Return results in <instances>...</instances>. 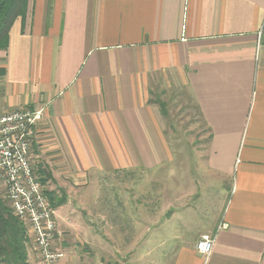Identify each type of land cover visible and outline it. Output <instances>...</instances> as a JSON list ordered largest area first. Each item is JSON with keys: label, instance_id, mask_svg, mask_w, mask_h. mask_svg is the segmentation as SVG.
I'll return each instance as SVG.
<instances>
[{"label": "crops", "instance_id": "crops-1", "mask_svg": "<svg viewBox=\"0 0 264 264\" xmlns=\"http://www.w3.org/2000/svg\"><path fill=\"white\" fill-rule=\"evenodd\" d=\"M263 28L264 0H28L0 51V115L42 111L36 168L70 191L169 161L150 86L182 87L210 132L218 193L171 209L170 264H264ZM220 222L204 259L195 244ZM65 254L55 264H82Z\"/></svg>", "mask_w": 264, "mask_h": 264}, {"label": "rangeland", "instance_id": "rangeland-1", "mask_svg": "<svg viewBox=\"0 0 264 264\" xmlns=\"http://www.w3.org/2000/svg\"><path fill=\"white\" fill-rule=\"evenodd\" d=\"M150 91L152 105L158 110L154 101L165 103L167 112L166 117H160L171 156L159 167L103 176L91 174L82 185L65 191L47 185L49 175L45 176L43 169L38 171L31 153L45 194L52 192L55 202H65L55 209L57 230L61 232L55 240L59 255L67 252L65 258L73 257L82 264H170L173 243L167 228L173 221L166 217L171 215V209L205 195L215 200L218 192L210 194L206 189L212 179L205 166L208 131L195 103L182 87L166 85L162 79H155ZM3 197L0 189V200ZM25 231L27 255L31 252L41 261L26 228Z\"/></svg>", "mask_w": 264, "mask_h": 264}, {"label": "built area", "instance_id": "built-area-1", "mask_svg": "<svg viewBox=\"0 0 264 264\" xmlns=\"http://www.w3.org/2000/svg\"><path fill=\"white\" fill-rule=\"evenodd\" d=\"M41 110L22 109L0 115V189L13 216L18 218L43 264H55L60 255L55 250L56 210L50 205L31 162L33 127L41 118ZM226 225L220 222L212 235L201 236L195 250L202 258L210 256L216 235Z\"/></svg>", "mask_w": 264, "mask_h": 264}, {"label": "trees", "instance_id": "trees-1", "mask_svg": "<svg viewBox=\"0 0 264 264\" xmlns=\"http://www.w3.org/2000/svg\"><path fill=\"white\" fill-rule=\"evenodd\" d=\"M27 2L28 0H0V51L7 49L9 32L15 21L18 19L24 21ZM154 102L159 106L160 116L162 118L166 117V104ZM149 103L153 102L149 100ZM195 109L203 122L196 105ZM163 134L167 138L165 130H163ZM208 138L209 140L211 138L209 131ZM41 183L43 184L44 181H41ZM46 195L54 209L65 203L64 200L55 202L52 192L46 193ZM26 244L27 237L24 225L18 218L13 216L8 203L3 199L0 200V264H28Z\"/></svg>", "mask_w": 264, "mask_h": 264}, {"label": "water", "instance_id": "water-1", "mask_svg": "<svg viewBox=\"0 0 264 264\" xmlns=\"http://www.w3.org/2000/svg\"><path fill=\"white\" fill-rule=\"evenodd\" d=\"M170 215V214H169ZM169 215L166 218H169Z\"/></svg>", "mask_w": 264, "mask_h": 264}]
</instances>
